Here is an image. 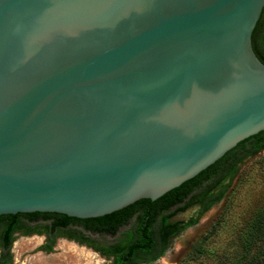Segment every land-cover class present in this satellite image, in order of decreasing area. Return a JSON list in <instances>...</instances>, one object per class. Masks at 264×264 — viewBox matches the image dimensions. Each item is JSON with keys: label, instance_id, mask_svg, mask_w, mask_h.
Masks as SVG:
<instances>
[{"label": "water", "instance_id": "obj_1", "mask_svg": "<svg viewBox=\"0 0 264 264\" xmlns=\"http://www.w3.org/2000/svg\"><path fill=\"white\" fill-rule=\"evenodd\" d=\"M264 0H0V216L154 201L264 131Z\"/></svg>", "mask_w": 264, "mask_h": 264}, {"label": "trees", "instance_id": "obj_2", "mask_svg": "<svg viewBox=\"0 0 264 264\" xmlns=\"http://www.w3.org/2000/svg\"><path fill=\"white\" fill-rule=\"evenodd\" d=\"M252 49L264 64V8L251 36ZM264 149V131L251 136L228 151L192 179L151 201L140 199L111 214L97 218L78 219L57 213H17L0 216V264H9L10 248L16 232H33L36 227L45 233L51 244L55 236H62L87 245L110 259L109 264H137L153 262L161 257L168 240L179 232V223L170 219L180 211L200 205L198 215L221 198L225 179H231L237 166L247 157ZM221 188V189H220ZM188 224H192L190 221ZM33 228V229H35ZM122 230V231H121ZM87 234L117 237L107 246ZM200 241L191 245L189 255L200 253ZM242 254L234 264H253L264 257V207L252 216L241 238ZM256 247V252L252 250ZM264 264V263H263Z\"/></svg>", "mask_w": 264, "mask_h": 264}, {"label": "rangeland", "instance_id": "obj_3", "mask_svg": "<svg viewBox=\"0 0 264 264\" xmlns=\"http://www.w3.org/2000/svg\"><path fill=\"white\" fill-rule=\"evenodd\" d=\"M222 185L225 186L220 200L206 211L196 213L188 222V214L194 208L170 219L172 223H179L178 227L182 229L168 240L161 257L137 264H234L242 254L243 232L253 214L264 207V149L244 159L237 166L234 177L225 179ZM190 221L191 225L188 224ZM35 225H27L33 232L21 231L13 235L9 264H109L110 259L100 251L65 237L55 236L50 244L47 235ZM87 235L103 246L117 238ZM196 241H200L201 252L189 255L191 245ZM255 252L256 247L252 254ZM263 263L264 257H261L253 264Z\"/></svg>", "mask_w": 264, "mask_h": 264}, {"label": "flooded vegetation", "instance_id": "obj_4", "mask_svg": "<svg viewBox=\"0 0 264 264\" xmlns=\"http://www.w3.org/2000/svg\"><path fill=\"white\" fill-rule=\"evenodd\" d=\"M192 208H194V209L192 210V213H189V210L192 209ZM200 208H201V206L198 204V205H194V206L189 207V208H187L186 210H184V211H180V212L182 213V215H183V214H186V213H189V214H188V217H187V219H186V222H188L189 220H191V219L194 218V216L196 215V213L198 214V211L200 210Z\"/></svg>", "mask_w": 264, "mask_h": 264}]
</instances>
